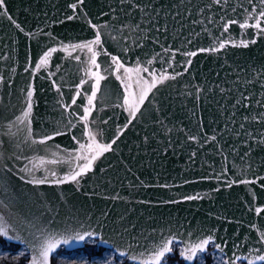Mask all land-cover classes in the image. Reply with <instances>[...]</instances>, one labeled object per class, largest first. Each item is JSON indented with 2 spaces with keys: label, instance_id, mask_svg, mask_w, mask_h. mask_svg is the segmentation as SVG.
Returning a JSON list of instances; mask_svg holds the SVG:
<instances>
[{
  "label": "snow or ice",
  "instance_id": "1",
  "mask_svg": "<svg viewBox=\"0 0 264 264\" xmlns=\"http://www.w3.org/2000/svg\"><path fill=\"white\" fill-rule=\"evenodd\" d=\"M10 8L0 0L13 30L0 35V192L13 193L0 200V260L53 264L90 243L104 248L91 264H264V62L234 59L264 45V0H54L35 30ZM177 154L188 175L161 183ZM146 165L155 184L137 175ZM205 182L240 189L241 216L144 220L135 205L153 201L119 190ZM64 185L105 207H77ZM202 199L177 191L157 203Z\"/></svg>",
  "mask_w": 264,
  "mask_h": 264
},
{
  "label": "water",
  "instance_id": "2",
  "mask_svg": "<svg viewBox=\"0 0 264 264\" xmlns=\"http://www.w3.org/2000/svg\"><path fill=\"white\" fill-rule=\"evenodd\" d=\"M53 2L54 0H10V12L15 13L20 20H26L27 26H31L32 29L35 30L36 24L39 23L40 20H43L42 13L44 11H49L50 5ZM25 9H28V11H25ZM36 17H39L40 20H37ZM54 27L57 32L71 34V26H69V28L67 29H65L64 26L61 25H56ZM12 31L13 30L9 26V23L6 19L0 20V35H3V33L5 32ZM27 44L28 42L23 38L21 34V43L18 47V54L21 60H23ZM31 46L33 55H35V52L38 50L35 40L31 42ZM234 52V59L238 62L243 63L247 61L254 62L256 64L264 62V45H260L259 43L257 45L250 46L248 49H237L234 50ZM201 62L207 64L206 61L202 60ZM40 83L43 82L40 81ZM51 96L52 93L49 92L46 97L41 98V100L39 101V107L37 109L38 112H40L41 114L44 113L46 103L48 100L51 99ZM64 143H67V141H64ZM124 155L127 156V149L124 150ZM162 163L163 172L162 178L160 180L161 183H163L165 180H168L169 183H173L174 181H172L171 177L177 176L179 173H184L185 175H188V173L184 172L186 164L185 156H181L179 154L170 155L169 158L166 161H163ZM117 171L119 172V175L121 177L124 176V172L121 169H117ZM134 171H136L135 167ZM156 171H161L159 165H157ZM109 174L115 176L116 172L110 170ZM155 174V171L147 167V165L145 166V168L141 169L140 171H137V175L140 177V179L146 180L150 184L156 183ZM189 178L191 179L194 177L189 176ZM175 183H179V181L177 180L175 181ZM126 184L127 180H125V185ZM30 187L31 186L23 187L21 188V191L28 192ZM43 187L48 188V186ZM61 187L67 192L69 199L73 203H75L77 207L82 206L83 210H91L92 212H96L97 209L105 207L104 203L101 201V198L98 196L90 198L89 196L84 195L83 191L79 193L73 192L71 190V187L68 185H64ZM91 188L92 185L89 184L87 186V190L90 191ZM119 190L124 196H128L130 191L133 192L134 200L141 199L153 201V203L150 205H135L137 207V215L139 214V212H144V220H147L148 215L151 214L155 216L157 220L161 221L171 216L172 218H179L182 223H187L188 220H193V222H195L197 220H203L206 217L208 210L210 209L214 212L227 210V213L230 217L233 213L237 217L241 216V211L237 204V197L243 195V192L240 189H235L231 191L221 189L219 193H215L210 191L208 183L205 182L192 186L185 185L183 188L180 189L173 188L171 192H169L167 189H160L157 187L139 188L136 190L123 188ZM177 191L186 192L190 194L198 192L202 196H204V199L198 201H186L178 205H162L157 203L158 198H166L168 195H173ZM58 192L59 189H57V194ZM5 195H13V193L11 192V190L8 193L0 192V200L4 199ZM122 210L123 206H120L116 209V211ZM225 227H227L229 232H231L233 228L237 226L225 224ZM84 246L85 244L80 245L78 250L84 248ZM98 248L104 249L103 246Z\"/></svg>",
  "mask_w": 264,
  "mask_h": 264
},
{
  "label": "rangeland",
  "instance_id": "3",
  "mask_svg": "<svg viewBox=\"0 0 264 264\" xmlns=\"http://www.w3.org/2000/svg\"><path fill=\"white\" fill-rule=\"evenodd\" d=\"M7 248L8 246L5 245ZM16 246L11 245L12 249H15ZM62 251V250H60ZM104 253V249L96 247V245L93 244H85L84 248L75 251L74 253H64L62 251V256H69L68 259L58 258L56 261L53 262V264H83V261H87L88 264H91L92 259L98 258L95 256V253ZM80 257H83V261L80 259ZM0 263H8L6 260H0ZM21 264H24L23 261H21ZM125 264H128L127 261H125ZM169 264H176L175 259L169 260ZM208 264H212L211 258H209Z\"/></svg>",
  "mask_w": 264,
  "mask_h": 264
},
{
  "label": "flooded vegetation",
  "instance_id": "4",
  "mask_svg": "<svg viewBox=\"0 0 264 264\" xmlns=\"http://www.w3.org/2000/svg\"><path fill=\"white\" fill-rule=\"evenodd\" d=\"M0 264H8V263H0Z\"/></svg>",
  "mask_w": 264,
  "mask_h": 264
}]
</instances>
